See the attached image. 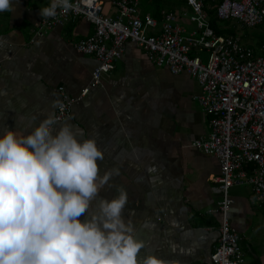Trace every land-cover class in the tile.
<instances>
[{"label":"crops","instance_id":"0c3cea01","mask_svg":"<svg viewBox=\"0 0 264 264\" xmlns=\"http://www.w3.org/2000/svg\"><path fill=\"white\" fill-rule=\"evenodd\" d=\"M99 1L104 15H116L109 0ZM138 1L141 15H151L160 24L161 13L172 12L190 31L186 0ZM220 1L204 0L206 15ZM47 5L14 0L13 11L0 12V132L12 127L27 132L54 116L62 100L58 88L69 97L79 96L97 65L93 57L74 49L93 33L86 20L34 36L40 8ZM199 94L188 74L174 76L155 66L128 41L101 86L73 104L70 117L62 121L71 123L80 137L96 139L104 153L98 161L101 174L118 170L99 196L111 199L117 186L127 191L123 215L145 241L140 255L152 253L165 264H209L219 238L220 215L208 214L220 201L213 190L219 164L191 145L209 132L208 118L196 101ZM230 190L229 219L244 264H264V223L259 225L258 219L262 212L253 205L248 185Z\"/></svg>","mask_w":264,"mask_h":264},{"label":"built area","instance_id":"2783aa9c","mask_svg":"<svg viewBox=\"0 0 264 264\" xmlns=\"http://www.w3.org/2000/svg\"><path fill=\"white\" fill-rule=\"evenodd\" d=\"M72 3L74 7L68 12L55 18L42 17L34 36L86 20L93 33L74 44V49L93 57L97 65L79 96L69 97L58 88L62 100L55 118L60 122L68 119L72 105L101 86L103 76L113 71L128 41L140 47L155 66L166 67L174 76L188 74L200 88L196 101L209 125L207 137L191 145L215 158L220 169V175L213 179L220 201L208 211L221 218L209 264H244L239 237L230 224L233 200L229 192L234 186L248 185L253 205L264 214V57L257 56L237 35H216L204 11V0H186L189 13L184 16L193 25L190 31L180 26L179 17L172 12H162L160 24L151 15H141L138 0H109L116 10L114 17L103 14L99 0ZM215 14L221 22L255 28L264 23V0H221ZM261 50L264 52V45Z\"/></svg>","mask_w":264,"mask_h":264},{"label":"clouds","instance_id":"9594fccd","mask_svg":"<svg viewBox=\"0 0 264 264\" xmlns=\"http://www.w3.org/2000/svg\"><path fill=\"white\" fill-rule=\"evenodd\" d=\"M13 5L0 0V12ZM73 7L49 0L39 14L55 18ZM103 155L94 137L55 116L27 132H0V264H165L140 255L145 241L123 215L127 191L99 196L118 171L101 174Z\"/></svg>","mask_w":264,"mask_h":264},{"label":"rangeland","instance_id":"374dc122","mask_svg":"<svg viewBox=\"0 0 264 264\" xmlns=\"http://www.w3.org/2000/svg\"><path fill=\"white\" fill-rule=\"evenodd\" d=\"M186 20H188L187 17ZM224 24L226 25L225 28L228 31H232L234 35H237L241 38L243 44L252 47L257 56L264 57V52H262L261 50V46L264 45V23L258 25L255 28H244L234 21H227ZM186 27H188L189 30L193 28L192 24L189 23V21H187ZM229 194L231 196V190ZM258 219H259V225L260 223L262 224L264 223V215H262V213H259ZM259 232L262 233L263 229H259ZM249 257L250 255L247 254L246 258L249 259Z\"/></svg>","mask_w":264,"mask_h":264},{"label":"trees","instance_id":"16d2710c","mask_svg":"<svg viewBox=\"0 0 264 264\" xmlns=\"http://www.w3.org/2000/svg\"><path fill=\"white\" fill-rule=\"evenodd\" d=\"M207 17H208L209 25L216 35H227V36L234 35L232 31H228L225 28L226 26L224 24L225 22H221L216 18L215 9L207 13Z\"/></svg>","mask_w":264,"mask_h":264}]
</instances>
